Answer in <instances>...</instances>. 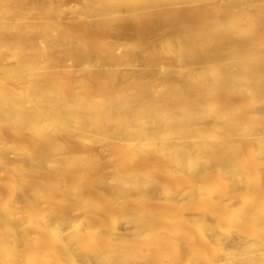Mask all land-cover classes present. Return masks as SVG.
<instances>
[{"label":"bare ground","instance_id":"6f19581e","mask_svg":"<svg viewBox=\"0 0 264 264\" xmlns=\"http://www.w3.org/2000/svg\"><path fill=\"white\" fill-rule=\"evenodd\" d=\"M109 1L0 0V264H264V0Z\"/></svg>","mask_w":264,"mask_h":264},{"label":"rangeland","instance_id":"374dc122","mask_svg":"<svg viewBox=\"0 0 264 264\" xmlns=\"http://www.w3.org/2000/svg\"><path fill=\"white\" fill-rule=\"evenodd\" d=\"M79 1H81V0H61V2H58V5H55V8L56 7H58V9H57V15L55 16V19H56V21H58L57 20V18H59V21L60 22H62V24L64 23V24H69V23H67L69 20H70V22L72 23L73 22V20H74V16H73V11H72V6H74L75 4H76V2H79ZM90 2H94L95 0H89ZM107 1V0H106ZM199 1V0H198ZM108 2H110L109 0H108ZM112 2V1H111ZM202 3V2H201ZM137 4V2L135 3V5ZM134 5V6H135ZM132 6L133 5H129V6H125V8L126 9H130V8H132ZM189 6V5H188ZM72 7V8H71ZM260 9L261 8V5H260V3H257V9ZM169 9V8H168ZM258 9V10H259ZM120 11H122V10H120ZM162 12H166V9H164V10H161ZM191 12V10H189V8H186L185 10H183V11H174V12H172V11H167V14H171V17L173 18V19H175V21L177 22V25H178V28H186L185 27V23L189 20V19H191L192 18V15L190 14V12ZM72 14H71V13ZM60 16H63V17H66V19L65 18H63V17H60ZM73 17V18H70V17ZM214 15H206V16H204V17H202V18H199L196 22H194V24H197L198 22H199V20L201 19V21H203L204 20V26L206 27V28H212L213 27V24H214V17H213ZM67 17H68V19H67ZM61 19V20H60ZM58 21V22H59ZM75 21V20H74ZM161 30L160 31H162V32H166V33H168V28H160ZM76 31H78L80 34L81 33H83V30H82V28H78V29H76ZM56 33V32H55ZM54 33V34H55ZM30 34H33V33H31V32H28V33H25V34H23V38L25 39V40H30L29 38H32V36L30 35ZM168 34H166L165 36H167ZM33 36H34V34H33ZM135 35L134 34H131L130 36H127L126 38H123L122 40H124V43H126V44H129V46L131 47V48H133V46L135 47L136 45H137V43H136V41L137 40H135V38L136 37H134ZM35 37V36H34ZM157 37H159V35H157L156 36V38ZM137 39V38H136ZM108 41L109 42H113L111 45L113 46V44H116V41H113V38L112 37H109L108 38ZM133 43V44H132ZM115 46V45H114ZM158 46H159V44H158ZM136 48V47H135ZM159 49V47L157 48V50ZM228 49V51L230 50L229 48H227ZM160 50V49H159ZM158 50V51H159ZM93 54V53H92ZM89 55H91V54H89ZM94 55V54H93ZM54 57H55V59L56 60H60L61 62H62V58L60 57V59H58L59 58V55L56 53V52H54ZM92 57V56H91ZM90 56H89V58H91ZM95 57V56H94ZM88 58V59H89ZM92 59V58H91ZM91 59H89L90 61H91ZM157 59H159V58H157ZM225 59H227V60H232V56H230V53L229 52H226V56H225ZM93 60H95L96 61V59L95 58H93L92 59V65H93V63H94V65H95V67H100L99 66V64H97V63H99L98 61L97 62H93ZM103 62V61H102ZM101 62V63H102ZM100 63V64H101ZM72 63L71 62H65V65H71ZM105 65V64H104ZM101 66H103V65H101ZM135 69H138V68H135ZM157 70H158V68H157ZM16 142H22L20 139L18 140V139H16ZM150 207H153L152 205H150ZM123 226V225H122ZM120 226L119 228H118V231H120V232H123V231H128L129 230V226L127 225V226ZM124 227H126V228H124Z\"/></svg>","mask_w":264,"mask_h":264},{"label":"snow or ice","instance_id":"6c2138e0","mask_svg":"<svg viewBox=\"0 0 264 264\" xmlns=\"http://www.w3.org/2000/svg\"><path fill=\"white\" fill-rule=\"evenodd\" d=\"M189 6H195V5H189Z\"/></svg>","mask_w":264,"mask_h":264}]
</instances>
